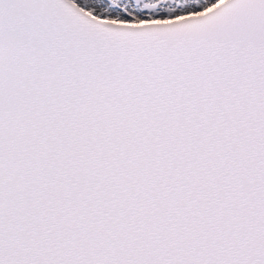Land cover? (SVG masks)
<instances>
[{
  "label": "snow or ice",
  "instance_id": "6c2138e0",
  "mask_svg": "<svg viewBox=\"0 0 264 264\" xmlns=\"http://www.w3.org/2000/svg\"><path fill=\"white\" fill-rule=\"evenodd\" d=\"M0 264H264V0H0Z\"/></svg>",
  "mask_w": 264,
  "mask_h": 264
}]
</instances>
